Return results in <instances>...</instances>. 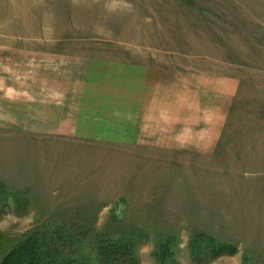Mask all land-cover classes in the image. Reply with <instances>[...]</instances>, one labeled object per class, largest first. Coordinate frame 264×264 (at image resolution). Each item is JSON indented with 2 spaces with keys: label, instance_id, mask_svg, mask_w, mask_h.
<instances>
[{
  "label": "rangeland",
  "instance_id": "obj_1",
  "mask_svg": "<svg viewBox=\"0 0 264 264\" xmlns=\"http://www.w3.org/2000/svg\"><path fill=\"white\" fill-rule=\"evenodd\" d=\"M29 245L264 264V0H0V264Z\"/></svg>",
  "mask_w": 264,
  "mask_h": 264
},
{
  "label": "trees",
  "instance_id": "obj_2",
  "mask_svg": "<svg viewBox=\"0 0 264 264\" xmlns=\"http://www.w3.org/2000/svg\"><path fill=\"white\" fill-rule=\"evenodd\" d=\"M110 248V256L113 258L118 257L120 252H122L121 248L118 250L115 247H109L105 250V254H108ZM117 252L118 254L116 255ZM49 253L52 252L43 253V251H40L38 245H29V248L20 246L15 254L12 253L8 256L2 264H44L45 261L50 264H56L54 259L49 257ZM65 262L69 264L68 262H70V260H66Z\"/></svg>",
  "mask_w": 264,
  "mask_h": 264
}]
</instances>
